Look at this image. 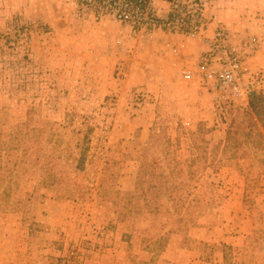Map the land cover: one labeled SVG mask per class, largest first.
Returning <instances> with one entry per match:
<instances>
[{
    "label": "rangeland",
    "instance_id": "obj_1",
    "mask_svg": "<svg viewBox=\"0 0 264 264\" xmlns=\"http://www.w3.org/2000/svg\"><path fill=\"white\" fill-rule=\"evenodd\" d=\"M216 28L239 91L204 76L213 35L167 61L197 37L0 0V264H264V124L224 112L264 92V36Z\"/></svg>",
    "mask_w": 264,
    "mask_h": 264
},
{
    "label": "built area",
    "instance_id": "obj_2",
    "mask_svg": "<svg viewBox=\"0 0 264 264\" xmlns=\"http://www.w3.org/2000/svg\"><path fill=\"white\" fill-rule=\"evenodd\" d=\"M154 1L76 0V13L78 18H84L87 14L95 20L111 17L131 26L135 31H153L161 28L190 37H198L204 31L207 22L201 0H163L167 5L163 14L156 10ZM229 37L227 31L216 28L211 48L200 60L204 76L213 78L217 88L225 93L242 89L241 79L245 71L244 62L236 50L228 45ZM218 48L222 50L216 54ZM258 81L261 83V80Z\"/></svg>",
    "mask_w": 264,
    "mask_h": 264
},
{
    "label": "crops",
    "instance_id": "obj_3",
    "mask_svg": "<svg viewBox=\"0 0 264 264\" xmlns=\"http://www.w3.org/2000/svg\"><path fill=\"white\" fill-rule=\"evenodd\" d=\"M153 4L160 14L166 12L167 5L165 1L155 0ZM204 4V17L207 22V29L203 32V36L196 39H188L180 35H164L162 41L164 44L169 43L164 46L166 51L164 53L165 60L170 61L175 53L179 54L181 51V58L183 57L184 60L190 58L189 54H194L195 56L197 52L207 45L217 25L225 27L232 34L236 32L238 34L234 35L236 38L239 36L243 39L246 36L254 35L259 40L264 38V0H208ZM156 36L152 34L153 38ZM201 40L205 41L206 44H203ZM180 41H190L187 45L191 47L182 45L174 47L171 45V43ZM262 57H264V47L261 43L256 53V58L260 59ZM193 58L191 57V59ZM185 67L190 68L188 63Z\"/></svg>",
    "mask_w": 264,
    "mask_h": 264
},
{
    "label": "trees",
    "instance_id": "obj_4",
    "mask_svg": "<svg viewBox=\"0 0 264 264\" xmlns=\"http://www.w3.org/2000/svg\"><path fill=\"white\" fill-rule=\"evenodd\" d=\"M224 112L227 114L233 113L232 127L229 130L241 128L243 135L247 131L250 133L251 127L256 126L258 123L264 124V92L251 90L248 93L247 107L229 105ZM248 132L246 135H249Z\"/></svg>",
    "mask_w": 264,
    "mask_h": 264
}]
</instances>
